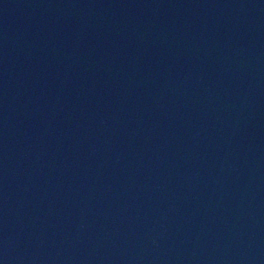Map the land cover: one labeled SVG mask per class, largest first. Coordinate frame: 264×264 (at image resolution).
Instances as JSON below:
<instances>
[{
    "label": "water",
    "instance_id": "water-1",
    "mask_svg": "<svg viewBox=\"0 0 264 264\" xmlns=\"http://www.w3.org/2000/svg\"><path fill=\"white\" fill-rule=\"evenodd\" d=\"M0 264H264V0H0Z\"/></svg>",
    "mask_w": 264,
    "mask_h": 264
}]
</instances>
